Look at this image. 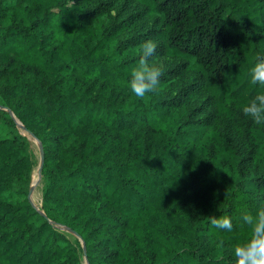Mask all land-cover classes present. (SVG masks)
Returning <instances> with one entry per match:
<instances>
[{
  "label": "trees",
  "instance_id": "16d2710c",
  "mask_svg": "<svg viewBox=\"0 0 264 264\" xmlns=\"http://www.w3.org/2000/svg\"><path fill=\"white\" fill-rule=\"evenodd\" d=\"M149 39L165 71L137 98ZM258 52L264 0H0V264H233L264 208V125L241 111Z\"/></svg>",
  "mask_w": 264,
  "mask_h": 264
},
{
  "label": "clouds",
  "instance_id": "9594fccd",
  "mask_svg": "<svg viewBox=\"0 0 264 264\" xmlns=\"http://www.w3.org/2000/svg\"><path fill=\"white\" fill-rule=\"evenodd\" d=\"M156 49L155 40H145L141 44L138 62L126 81L127 88L137 98H146L159 87L165 68L162 63L152 60ZM248 75L252 84L264 89V52L256 54L254 63L248 69ZM241 111L255 124L264 125V91H257L251 96ZM240 218L242 225L248 230V235L232 248L233 264H264V208L256 212L244 209ZM212 223L218 229L233 231V219L230 216L214 217Z\"/></svg>",
  "mask_w": 264,
  "mask_h": 264
},
{
  "label": "rangeland",
  "instance_id": "374dc122",
  "mask_svg": "<svg viewBox=\"0 0 264 264\" xmlns=\"http://www.w3.org/2000/svg\"><path fill=\"white\" fill-rule=\"evenodd\" d=\"M122 2L125 0H116V7L120 6ZM17 133L22 135L27 143L28 150L31 156V159L34 163V168L31 175L30 186L28 192L26 194V199L37 209H41L42 207V187L44 184V179L41 175V172H38L39 164H40V145L37 141L29 134L28 132H24L22 127L19 123H17ZM2 135H7L6 131L2 132ZM29 191H31L29 193ZM74 246L79 248L78 241L81 244L83 249L84 244L77 238L70 230H61L60 231ZM83 252H85V247ZM79 264H88L85 256H80V263Z\"/></svg>",
  "mask_w": 264,
  "mask_h": 264
},
{
  "label": "water",
  "instance_id": "95a60500",
  "mask_svg": "<svg viewBox=\"0 0 264 264\" xmlns=\"http://www.w3.org/2000/svg\"><path fill=\"white\" fill-rule=\"evenodd\" d=\"M22 130L24 131V132H27L26 131V129L25 128H23L22 127ZM32 136V135H31ZM33 137V136H32ZM43 160H44V156H43V148H42V146L40 145V164H39V168H38V172L40 173L41 172V169H42V165H43ZM31 191H29V193H30ZM77 238H79L78 237V235L76 234V233H74V232H72ZM79 240L81 241V239L79 238ZM82 242V241H81ZM83 250H84V246H83Z\"/></svg>",
  "mask_w": 264,
  "mask_h": 264
}]
</instances>
